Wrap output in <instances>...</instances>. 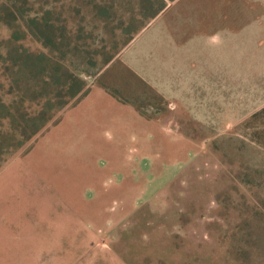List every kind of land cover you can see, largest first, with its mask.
<instances>
[{
  "label": "rangeland",
  "instance_id": "1",
  "mask_svg": "<svg viewBox=\"0 0 264 264\" xmlns=\"http://www.w3.org/2000/svg\"><path fill=\"white\" fill-rule=\"evenodd\" d=\"M130 1L0 0V156L33 147L74 106L27 137L23 113L44 106L32 93V53L44 54L52 95L67 66L89 91L103 87L134 105L163 149L151 157L150 138L148 185L110 205L118 216L116 240L101 252L107 264H264V0H168L153 18L134 8L128 23ZM112 2L121 8L107 17ZM43 14L51 40L25 30ZM158 34L181 45L173 60L141 49ZM54 36L62 42L51 44ZM138 39L126 56H141L155 83L122 60Z\"/></svg>",
  "mask_w": 264,
  "mask_h": 264
},
{
  "label": "crops",
  "instance_id": "2",
  "mask_svg": "<svg viewBox=\"0 0 264 264\" xmlns=\"http://www.w3.org/2000/svg\"><path fill=\"white\" fill-rule=\"evenodd\" d=\"M160 35L148 37L141 49L163 50L171 60L181 45ZM138 41L122 60L140 78L153 81L141 56H126ZM155 132L150 133L149 119L134 105L96 86L33 147L4 158L0 264H107L101 252L116 240L118 216L110 205L131 202L130 189L148 185L150 138L151 157L163 153L155 146ZM70 210L76 211L75 227L69 225Z\"/></svg>",
  "mask_w": 264,
  "mask_h": 264
},
{
  "label": "trees",
  "instance_id": "3",
  "mask_svg": "<svg viewBox=\"0 0 264 264\" xmlns=\"http://www.w3.org/2000/svg\"><path fill=\"white\" fill-rule=\"evenodd\" d=\"M123 1L125 7H127V4L132 3L130 0ZM167 5L168 0H136L135 7L131 9H124V11L130 12L125 20L128 21V23H131L135 20V9L142 12L145 18H153L161 13ZM120 8L121 7L117 2L116 4H114V2L110 3L106 8V16L109 17L114 11L119 12ZM11 12L17 13V10L15 8H12ZM25 23V30L30 32L31 34H34L37 37H41L42 40H44V36L48 40L52 39H50V32L48 31L50 29L48 28V26L50 27L53 25L49 23V18L45 14H43L42 17H30L29 19L25 20ZM53 42H62L61 36H54L51 44H53ZM41 55L42 56H37L36 53H32V79L30 80H32V93L37 94V97L39 96V101L44 106H42V108L38 111L32 112V115L23 113V115L25 114L24 116L27 117L26 120V117L23 116L26 121L32 120V133H26L27 137L30 136V138L37 135L40 131L48 126V124L54 117V112L63 110L71 103L75 105L89 91L86 88V83L83 78H81L74 71H71L69 67L59 65V67L62 68L64 78H61L62 73L58 76L59 78H56L57 80H59L58 85H56L58 93L52 95L49 87H51L52 90L55 78H53L52 74L46 75L44 74V71L41 70L43 67L39 64V59L46 56L44 54ZM9 107L13 108V105L9 104ZM11 116H14V114L10 111V117ZM256 117L257 114H254V116H252V119ZM59 120V118L56 119L53 124L57 123ZM4 157L5 156L1 154L0 164L4 160Z\"/></svg>",
  "mask_w": 264,
  "mask_h": 264
}]
</instances>
